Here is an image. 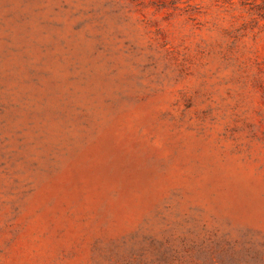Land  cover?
Instances as JSON below:
<instances>
[{
    "label": "rangeland",
    "instance_id": "1",
    "mask_svg": "<svg viewBox=\"0 0 264 264\" xmlns=\"http://www.w3.org/2000/svg\"><path fill=\"white\" fill-rule=\"evenodd\" d=\"M0 264H264V0H0Z\"/></svg>",
    "mask_w": 264,
    "mask_h": 264
}]
</instances>
